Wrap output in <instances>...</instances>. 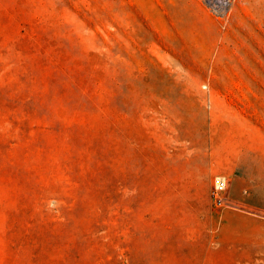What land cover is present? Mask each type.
<instances>
[{"label":"rangeland","instance_id":"1","mask_svg":"<svg viewBox=\"0 0 264 264\" xmlns=\"http://www.w3.org/2000/svg\"><path fill=\"white\" fill-rule=\"evenodd\" d=\"M0 264H264V0H0Z\"/></svg>","mask_w":264,"mask_h":264},{"label":"built area","instance_id":"2","mask_svg":"<svg viewBox=\"0 0 264 264\" xmlns=\"http://www.w3.org/2000/svg\"><path fill=\"white\" fill-rule=\"evenodd\" d=\"M223 4H231L234 0H219ZM226 187V182L225 179L219 178L216 185H215V190H214V195L215 197H219L218 195L225 190ZM221 200V198H219Z\"/></svg>","mask_w":264,"mask_h":264}]
</instances>
